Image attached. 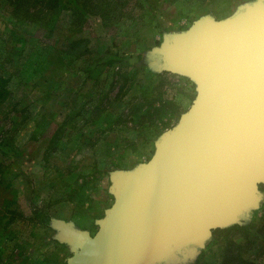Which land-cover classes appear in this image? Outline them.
I'll list each match as a JSON object with an SVG mask.
<instances>
[{"label": "rangeland", "instance_id": "rangeland-1", "mask_svg": "<svg viewBox=\"0 0 264 264\" xmlns=\"http://www.w3.org/2000/svg\"><path fill=\"white\" fill-rule=\"evenodd\" d=\"M95 1L86 12L51 0L43 15L39 2L0 0V264H65L49 220L93 234L110 174L148 160L194 96L186 78L149 71L144 51L250 0ZM231 227L214 230L194 264H222L235 245L240 264H264V200Z\"/></svg>", "mask_w": 264, "mask_h": 264}, {"label": "water", "instance_id": "water-1", "mask_svg": "<svg viewBox=\"0 0 264 264\" xmlns=\"http://www.w3.org/2000/svg\"><path fill=\"white\" fill-rule=\"evenodd\" d=\"M140 59L194 96L148 160L110 174L93 234L49 220L65 264H194L213 230L243 225L264 200V0L164 31Z\"/></svg>", "mask_w": 264, "mask_h": 264}, {"label": "trees", "instance_id": "trees-1", "mask_svg": "<svg viewBox=\"0 0 264 264\" xmlns=\"http://www.w3.org/2000/svg\"><path fill=\"white\" fill-rule=\"evenodd\" d=\"M12 2H21V4H25V3H30V4H34L36 2L41 3V7L39 8L40 10L43 9V15L46 14V9H49L52 7V9H54L55 3H53L51 5V0H11ZM76 4L79 6V8L83 11L86 12H91L92 8H95L96 6V1L95 0H75ZM45 6V8H44ZM238 224H235V226ZM233 226V225H232ZM215 230H219V231H223L226 234L231 232L233 229L231 226L226 227V228H222V229H215ZM214 231V230H213ZM212 231V232H213ZM232 245V244H231ZM235 253H233V249H228L227 251H225V260L223 261L222 264H240L241 261L243 260L241 258V256L238 253L239 247L238 245H235Z\"/></svg>", "mask_w": 264, "mask_h": 264}, {"label": "flooded vegetation", "instance_id": "flooded-vegetation-1", "mask_svg": "<svg viewBox=\"0 0 264 264\" xmlns=\"http://www.w3.org/2000/svg\"><path fill=\"white\" fill-rule=\"evenodd\" d=\"M146 59L148 60H155L153 56H146ZM241 221L247 220V215H243V217L240 218Z\"/></svg>", "mask_w": 264, "mask_h": 264}, {"label": "crops", "instance_id": "crops-1", "mask_svg": "<svg viewBox=\"0 0 264 264\" xmlns=\"http://www.w3.org/2000/svg\"><path fill=\"white\" fill-rule=\"evenodd\" d=\"M261 262H263V259L261 260Z\"/></svg>", "mask_w": 264, "mask_h": 264}]
</instances>
